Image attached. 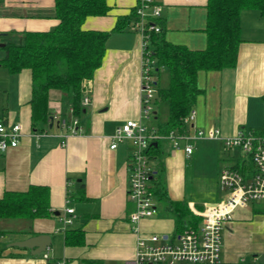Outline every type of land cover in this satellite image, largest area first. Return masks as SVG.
<instances>
[{
    "label": "crops",
    "instance_id": "crops-1",
    "mask_svg": "<svg viewBox=\"0 0 264 264\" xmlns=\"http://www.w3.org/2000/svg\"><path fill=\"white\" fill-rule=\"evenodd\" d=\"M106 1L109 12L87 16L83 29L110 31L119 19L129 16L138 3V0ZM156 2L161 6L168 41L193 50L206 48L208 0ZM55 3V0H0V60L6 56L2 48L6 42L24 44L26 33L49 31L59 24ZM241 25L243 41L237 65L200 70L197 75L202 91L197 97L196 116L189 122L188 132L194 135L198 130L218 129L220 137L190 139L191 154L186 153L185 142L179 148H174L169 138L161 139L160 143L165 153L167 194L173 201L187 203L196 225L202 222L203 216L194 209L204 211L209 204L227 196L219 197L217 192L201 196L188 190L189 174L193 175L202 152L213 156L214 171L221 175L220 171L229 166L222 165L220 170L221 158H230L235 162L232 165L246 160L239 159L240 148H226L223 137L234 136L239 130L258 133L255 129L264 124V14L257 9H245L241 12ZM142 69V34L133 26L112 32L101 65L94 76L84 82L83 94H87L90 101L79 118L82 130L68 134L57 118L53 121L50 118L44 130L33 129L32 71L24 68L12 73L0 61V119L19 122L22 127L19 144L0 155V197L6 191H26L31 185H44L49 188L52 210L48 217L0 220L4 230L0 237V264L58 261L62 264H124L135 258L138 233H157L165 238L175 235V218L158 200L157 213L142 218L137 224L139 231L134 230L130 214L136 209V203L127 196V161L133 146L126 140L115 149L110 147L117 128L127 120H141L145 126L157 128L168 119L152 123L143 116ZM159 78L163 86L168 84L167 68ZM71 106V95L60 89L49 91L51 116L71 118ZM159 113L155 108V119L159 118ZM146 120L149 124H145ZM218 182L221 186L220 176ZM68 208L74 209V220L65 228L62 217ZM258 214H264L261 202H251L235 210L233 220L223 230L227 243L223 242L221 260L213 264H264L259 262V254H250L251 247L236 249L232 243L236 242L235 234L242 229V224ZM76 229L83 233V242L67 243V231ZM38 234L51 235V245L45 252L33 254L28 247L11 245L13 241Z\"/></svg>",
    "mask_w": 264,
    "mask_h": 264
},
{
    "label": "trees",
    "instance_id": "trees-1",
    "mask_svg": "<svg viewBox=\"0 0 264 264\" xmlns=\"http://www.w3.org/2000/svg\"><path fill=\"white\" fill-rule=\"evenodd\" d=\"M55 2L59 24L49 31L26 33L24 44L6 42L2 47L6 50V56L0 60L12 73L24 68L31 69L32 127L38 131L44 130L51 118V89H60L71 95L74 116L80 118L84 114V82L90 80L101 65L109 36L112 32L126 30L137 19L134 10L129 16L119 19L110 31L85 30L82 24L87 16L106 15L109 12L110 6L106 0ZM207 7L208 43L205 49L193 50L186 45L168 41L161 18L156 19L160 30L148 32L146 51L155 62L153 75L157 76L154 103H166L169 107L168 119L156 128L159 134L169 135L172 131L189 133L190 124L184 118L194 109L202 91L197 84L198 72L235 67L239 46L243 41L241 12L257 9L264 14V0H208ZM165 68L168 69L169 79L168 84L163 86L159 77ZM255 130L264 134V124ZM160 143L161 139H156L150 145L149 157L154 166L150 187L156 201L163 202L165 209L173 214L176 221L175 234H178L187 226L197 223H194L186 202L173 201L167 194L164 183L165 153ZM234 166L242 167L239 163ZM51 215L47 186L31 185L26 191H6L0 197V220ZM3 233L0 227V237ZM82 236L79 229L68 230L66 241L69 244H80L83 242Z\"/></svg>",
    "mask_w": 264,
    "mask_h": 264
},
{
    "label": "built area",
    "instance_id": "built-area-1",
    "mask_svg": "<svg viewBox=\"0 0 264 264\" xmlns=\"http://www.w3.org/2000/svg\"><path fill=\"white\" fill-rule=\"evenodd\" d=\"M135 10L137 19L132 26L143 36L142 111L145 118H150L154 114L157 84L153 75L155 62L147 53L146 44L149 41L148 32L160 30L156 19L161 18L162 13L156 0H138ZM89 101L90 97L83 94L82 103L86 105ZM70 111L73 114L72 107ZM195 116L196 111L193 109L184 121L190 122ZM54 118L68 130V134H77L82 130L80 119L74 114L71 118L54 115L52 121ZM21 136L22 127L19 122L0 119V155L7 149L16 147ZM203 136L220 137V130H198L194 135L172 131L169 135H162L156 132V127L149 128L141 120L134 119L127 120L117 128L110 147L115 149L120 142L126 140L133 146L127 161V196L136 203V209L130 214L136 232L139 231L137 224L142 218L157 213L156 199L150 187L154 174V166L149 157L151 142L169 138L174 148L181 147L182 142H185L183 147L187 154H191L193 145L189 140ZM223 141L226 148H240L248 157L244 162L242 160L241 168L229 165L222 169L220 182L227 191V196L219 202L209 204L204 211L193 208L197 214L203 216L202 222L187 226L172 238H165L157 233H138L135 258L124 264H213L221 260L223 230L233 220L235 210L251 202L264 204V134L239 130L234 136L223 137ZM245 165L248 167L245 168ZM73 220L74 209L68 208L62 217L65 228L72 225ZM55 264L62 263L58 261Z\"/></svg>",
    "mask_w": 264,
    "mask_h": 264
},
{
    "label": "rangeland",
    "instance_id": "rangeland-1",
    "mask_svg": "<svg viewBox=\"0 0 264 264\" xmlns=\"http://www.w3.org/2000/svg\"><path fill=\"white\" fill-rule=\"evenodd\" d=\"M154 67H156L154 65ZM163 73V69H162ZM155 79L157 76H155ZM159 110V118L155 119V115L153 114L150 119L152 123H157V121L165 120L169 115V107L166 103H160L159 105H155L154 103V110ZM145 124H149V121H145ZM238 157L242 161L244 158H247V154L243 151L238 149ZM221 166L222 165H232L235 163L234 161L230 160V158L226 157L221 158L219 160ZM214 159L213 156L206 152H202L200 157L197 160L195 168H193V175L188 177V190L192 193L200 194L201 196H205L207 193H216L220 196L224 197L227 195V191L222 189L218 180L220 173L216 174L214 171ZM222 171V170H221ZM220 171V172H221ZM246 224H242V229L235 234V243L232 241L234 248H242V247H251L252 250L250 254L257 253L259 254V262L264 263V214L254 215L253 218H248L246 220ZM1 222V221H0ZM243 222V221H242ZM250 224V225H249ZM227 227V226H226ZM224 233V232H223ZM229 240V239H228ZM227 243V238L225 237V241Z\"/></svg>",
    "mask_w": 264,
    "mask_h": 264
},
{
    "label": "water",
    "instance_id": "water-1",
    "mask_svg": "<svg viewBox=\"0 0 264 264\" xmlns=\"http://www.w3.org/2000/svg\"><path fill=\"white\" fill-rule=\"evenodd\" d=\"M52 118V116H51ZM13 246L28 247L33 254L45 252L51 245L50 234H38L22 240H16L11 243Z\"/></svg>",
    "mask_w": 264,
    "mask_h": 264
}]
</instances>
